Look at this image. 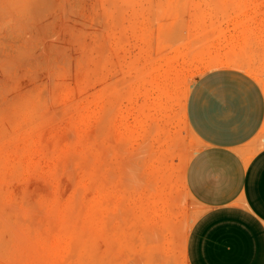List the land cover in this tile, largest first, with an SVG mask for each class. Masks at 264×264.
Listing matches in <instances>:
<instances>
[{
    "label": "rangeland",
    "instance_id": "374dc122",
    "mask_svg": "<svg viewBox=\"0 0 264 264\" xmlns=\"http://www.w3.org/2000/svg\"><path fill=\"white\" fill-rule=\"evenodd\" d=\"M261 7L0 0V264H188L187 99L221 67L264 84Z\"/></svg>",
    "mask_w": 264,
    "mask_h": 264
},
{
    "label": "crops",
    "instance_id": "0c3cea01",
    "mask_svg": "<svg viewBox=\"0 0 264 264\" xmlns=\"http://www.w3.org/2000/svg\"><path fill=\"white\" fill-rule=\"evenodd\" d=\"M249 14H258L261 51L264 7ZM187 119L200 147L185 181L204 210L188 236V264H264V84L242 68L210 70L191 88Z\"/></svg>",
    "mask_w": 264,
    "mask_h": 264
}]
</instances>
